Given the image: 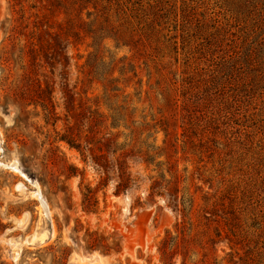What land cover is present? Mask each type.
Instances as JSON below:
<instances>
[{
  "label": "rangeland",
  "instance_id": "rangeland-1",
  "mask_svg": "<svg viewBox=\"0 0 264 264\" xmlns=\"http://www.w3.org/2000/svg\"><path fill=\"white\" fill-rule=\"evenodd\" d=\"M99 1L0 0V264H264V0Z\"/></svg>",
  "mask_w": 264,
  "mask_h": 264
},
{
  "label": "trees",
  "instance_id": "trees-1",
  "mask_svg": "<svg viewBox=\"0 0 264 264\" xmlns=\"http://www.w3.org/2000/svg\"><path fill=\"white\" fill-rule=\"evenodd\" d=\"M109 2V0H108ZM48 3H51L52 6L57 8L59 11L58 15H63L66 22L70 24V26H83L88 28V25H92L96 22V17L98 16L96 14L95 19H90L93 16V12L100 11L102 15L100 17H103V22H108V17H109V12L110 7H102V10L99 9L100 7V1L99 0H48ZM55 5H54V4ZM107 10V12H105ZM83 13H85V19L83 18ZM117 16V14H115ZM61 25V24H59ZM87 33H92L93 36H89L96 41V36L98 35V32L92 31V30H85ZM70 35L69 37L77 39L80 35L79 30H75L73 27H71V31L69 32ZM105 38V37H104ZM102 38V40L104 39ZM101 40V41H102ZM92 47H100V44L93 43ZM97 49V48H95ZM116 90L117 89H113ZM102 107L105 108L106 113H104L101 109ZM91 117L93 122H95L97 125H103L102 128L105 130L104 135L108 136L107 145L106 146H115L116 148L114 150H111V155L115 156L116 152L120 150L117 149V142L116 138L118 134H113L114 130L119 129L121 126L119 124V119L117 117V112L115 109H113L109 104H100L98 101H95V106L94 109L90 112ZM107 121H110L108 124H106ZM62 141L66 142L70 148L76 149L77 151H82L81 144L76 143L74 140L69 139V138H62ZM119 163V168H118V173H119V183L116 186V191L117 193L120 192H126V189H128L130 180H131V175L128 173L127 175V167L124 166L123 161H118ZM147 164H151V162H148L147 160L145 161ZM94 164L95 165H100L97 163V157L94 158ZM158 187L157 182H153L151 186V190H155ZM154 191H152L153 193ZM171 196V194H169ZM184 202H181V205L183 206ZM189 207L192 208V202H189ZM176 208V205L174 206ZM185 209V208H183ZM191 210V209H190Z\"/></svg>",
  "mask_w": 264,
  "mask_h": 264
},
{
  "label": "bare ground",
  "instance_id": "bare-ground-1",
  "mask_svg": "<svg viewBox=\"0 0 264 264\" xmlns=\"http://www.w3.org/2000/svg\"><path fill=\"white\" fill-rule=\"evenodd\" d=\"M39 201H40L41 205H43V207L45 208V210H46V212H47L46 204H45V202L43 201L41 195H39ZM80 259L82 260V262H83V261H84V262H87V261H88V263H90V264H101V263H102V260H101L100 257H98V256H93L91 259H87V258H84V259L80 258ZM77 261H78V260H77ZM82 262H81V263H82ZM84 264H85V263H84ZM86 264H87V263H86Z\"/></svg>",
  "mask_w": 264,
  "mask_h": 264
},
{
  "label": "water",
  "instance_id": "water-1",
  "mask_svg": "<svg viewBox=\"0 0 264 264\" xmlns=\"http://www.w3.org/2000/svg\"><path fill=\"white\" fill-rule=\"evenodd\" d=\"M145 216H146V214H145Z\"/></svg>",
  "mask_w": 264,
  "mask_h": 264
}]
</instances>
